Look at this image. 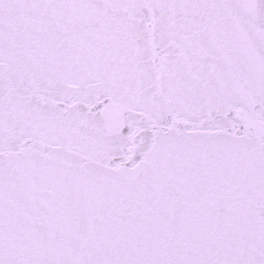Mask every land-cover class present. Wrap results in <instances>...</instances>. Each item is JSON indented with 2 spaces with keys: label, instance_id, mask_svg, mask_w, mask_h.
Returning a JSON list of instances; mask_svg holds the SVG:
<instances>
[{
  "label": "snow or ice",
  "instance_id": "obj_1",
  "mask_svg": "<svg viewBox=\"0 0 264 264\" xmlns=\"http://www.w3.org/2000/svg\"><path fill=\"white\" fill-rule=\"evenodd\" d=\"M0 264H264V0H0Z\"/></svg>",
  "mask_w": 264,
  "mask_h": 264
}]
</instances>
